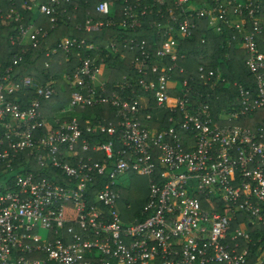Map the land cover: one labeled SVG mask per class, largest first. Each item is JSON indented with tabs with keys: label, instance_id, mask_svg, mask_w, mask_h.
I'll return each instance as SVG.
<instances>
[{
	"label": "built area",
	"instance_id": "obj_1",
	"mask_svg": "<svg viewBox=\"0 0 264 264\" xmlns=\"http://www.w3.org/2000/svg\"><path fill=\"white\" fill-rule=\"evenodd\" d=\"M73 2L28 7L55 23L61 6ZM97 2L96 12L108 19L87 16L88 30H137L155 14L150 25L165 38L155 51L145 38L111 39L109 50L126 59L122 43L137 52L131 64H138L110 92L108 80L96 83L101 54L82 58L64 74L72 95L68 106L53 112L52 127L43 110L56 94L54 81L43 85L26 76L6 84L22 60L13 55L0 75V264H264V19L257 2ZM202 17L218 33L238 31L244 67L254 77L253 86L233 84L236 108L217 118L190 83L192 76L212 79L213 72L179 64L188 56L183 42L193 38ZM6 20L19 22L20 15L11 8ZM31 28L22 27L11 44L20 45ZM59 46L69 52L76 44L64 37ZM176 73L187 77L174 80ZM221 79L218 74L215 84ZM27 90L35 96L15 94ZM100 105L115 108L116 118L94 122L73 114ZM126 173L148 182L137 212L124 204L127 186L117 181ZM39 227L49 230L46 240Z\"/></svg>",
	"mask_w": 264,
	"mask_h": 264
},
{
	"label": "trees",
	"instance_id": "obj_2",
	"mask_svg": "<svg viewBox=\"0 0 264 264\" xmlns=\"http://www.w3.org/2000/svg\"><path fill=\"white\" fill-rule=\"evenodd\" d=\"M46 1L0 0V75L6 74L7 68L13 63L12 57L15 53L22 54V60L14 67L13 75L7 80L6 84L11 85L26 76H31L43 85L55 80L56 94L51 100L45 102L50 113L60 112L65 106L69 105L72 90L61 86V75L63 73H73L82 58L101 54L104 61L98 60V65L106 64L111 71L107 81L108 92L114 90L115 83L122 80L130 69L136 68L138 62L131 64V61L132 56L137 52L130 50L121 43L120 50L127 54L126 59L122 60L119 55H115L113 51L107 48L110 40L116 35L120 34L123 38H145L149 41L153 51L161 47L165 38L163 34L158 35L157 28H152L150 25V22L157 18L155 14L144 17L142 27L137 30L106 26L100 31H93L88 30L86 27L87 16L90 15L103 21L108 19L107 15L96 12L97 0H74L71 4L62 5L55 23L51 22L50 16L40 13L35 8L28 7L37 2L44 3ZM253 1L257 2L260 10L259 15L264 19V0ZM168 5L172 6L170 3ZM213 5V0H209L207 7ZM11 8L17 10L20 15L19 22H8L6 20L7 11ZM247 12L248 10H246L244 16L246 20H249ZM122 16L118 3L116 17L120 19ZM29 25H32V28L23 37L20 45L13 46L11 37L17 35L22 27L26 28ZM248 26L251 27L250 22ZM37 28H42L39 34L35 33ZM235 35L239 36L236 29L224 28L219 33L214 31L209 27L206 17H202L199 19V27L192 36L193 38L183 42V50L187 52L188 56L183 63L180 61L179 64L186 66L193 72L199 66H203L207 73L213 72L212 79L207 80L201 79L199 76H192L190 77V83L194 87L195 98L210 103L214 118H217L223 112H227L228 108H236L237 91L233 87L235 82L254 85V77L245 69L243 64L245 51L240 47L241 39L234 38ZM64 37L75 41L76 46L71 48L69 52L59 46ZM36 39L37 42L35 43ZM155 42L157 43L155 44ZM78 44H81V46H78ZM89 44H95V47L89 49ZM261 48H264V43H261ZM21 50H24V52ZM218 74H221L222 79L217 81L216 85ZM176 75L174 80L177 81L182 80L185 75L187 77V74H184V77L178 73ZM15 94L26 100L35 96L32 90H27L26 95L20 94L18 91ZM73 114L82 120L91 119L94 122L96 121L95 117L100 119L105 117L116 118L115 108L106 105L86 109L78 108V112ZM164 116H167V113H164ZM236 122L243 125H252L250 119H239ZM81 152L86 155V151L81 150ZM33 170H38V167L33 166ZM62 178L64 177L62 176ZM125 190L129 193L123 198L124 204H132L135 212L141 210L146 203L148 192L146 178L139 177L137 183L132 182Z\"/></svg>",
	"mask_w": 264,
	"mask_h": 264
},
{
	"label": "rangeland",
	"instance_id": "obj_3",
	"mask_svg": "<svg viewBox=\"0 0 264 264\" xmlns=\"http://www.w3.org/2000/svg\"><path fill=\"white\" fill-rule=\"evenodd\" d=\"M244 1H247V0H244ZM100 67H101V70H100L99 76L97 77V80H96V83L97 84H98V80L107 81L108 80V76H109V74L111 72L109 66L106 65V64L105 65H102ZM64 74H67V73H63L61 75L62 76L61 77L62 80H60V81H61V84H62L61 86L64 87V88H66L65 81H64ZM100 76L102 78H100ZM52 81H54V83H56L55 80H52ZM47 108H48V106H47V104H45V109L43 111H44V114H45V116L47 117V119L49 121V127H52V124H51V116H52L53 112L50 113L47 110ZM246 121H249V120H246ZM15 174H17V172ZM117 181L118 182H122L123 183L122 185L124 187H126L128 185H131L132 182L133 183H137L139 181V176H136V175L135 176H131L129 173H126V174L120 175L117 178ZM128 193L129 192H127V190H125V189L123 190L124 196H127L126 194H128ZM38 231H39V234H40V236H41L42 239L46 240L48 238V234H49V230L48 229L43 228V227H39V230Z\"/></svg>",
	"mask_w": 264,
	"mask_h": 264
},
{
	"label": "crops",
	"instance_id": "obj_4",
	"mask_svg": "<svg viewBox=\"0 0 264 264\" xmlns=\"http://www.w3.org/2000/svg\"><path fill=\"white\" fill-rule=\"evenodd\" d=\"M98 76H99V75H98ZM98 76H97V77H98ZM100 78H102V77L100 76ZM96 80H97V78H96ZM102 82H103V81L98 80V85L101 84Z\"/></svg>",
	"mask_w": 264,
	"mask_h": 264
}]
</instances>
